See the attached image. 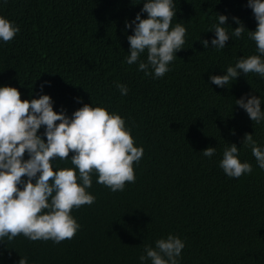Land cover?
Instances as JSON below:
<instances>
[{"label": "trees", "instance_id": "16d2710c", "mask_svg": "<svg viewBox=\"0 0 264 264\" xmlns=\"http://www.w3.org/2000/svg\"><path fill=\"white\" fill-rule=\"evenodd\" d=\"M134 2L139 4L0 0V15L20 28L10 42L0 40V86L17 87L22 99L49 94L54 109L69 116L85 103L106 107L125 119L135 146L144 149L134 163L135 182L123 191L113 192L91 174L86 191L95 201L73 208L80 228L72 239L57 244L20 234L7 243L4 237L0 264H18L22 257L28 264H150L140 260L145 246L155 247L169 234L185 243L177 264H264V169L251 148L242 146L252 133L264 150V121L254 125L235 105L236 99L256 95L264 111V78L241 73L224 87L210 80L239 59L259 55L248 38L257 28L248 0H173L170 30L183 25L185 43L161 78L145 75L139 61L126 63L127 37L135 27L126 30V21L135 20L144 0ZM219 14L228 16L224 27L230 38L223 49L211 45ZM233 17L247 27L241 38L231 36L239 26ZM146 59L145 52L141 60ZM118 83L128 88L127 95ZM44 132L42 126L38 134ZM230 143L239 147L241 162L252 164V173L239 178L224 173L219 162ZM209 146L216 148L212 157L202 153ZM53 167L75 166L69 158L53 161Z\"/></svg>", "mask_w": 264, "mask_h": 264}, {"label": "clouds", "instance_id": "9594fccd", "mask_svg": "<svg viewBox=\"0 0 264 264\" xmlns=\"http://www.w3.org/2000/svg\"><path fill=\"white\" fill-rule=\"evenodd\" d=\"M132 3L139 4L134 0ZM248 7L257 21V28L248 32V38L255 42L259 55L239 59L234 66L227 67L226 74L210 76L211 83L219 87L229 86L241 73L264 78V0H248ZM143 13H147L146 18ZM174 15L173 0H144L135 20L126 21V30L135 25L133 34L127 37L130 44L127 64L139 61V70L156 78L170 70L169 64L183 48L186 33L180 23L170 30ZM233 19L239 26L231 36L241 38L247 27L238 17ZM227 21V15L219 14L212 29L215 31L212 47L225 48L230 38L224 27ZM19 31V25L0 15V40L10 42ZM202 44L209 47L207 39ZM145 52L146 61L141 60ZM117 87L121 95H127L125 85L118 83ZM53 103L49 94L22 99L17 87L0 86V241L7 237V243L11 242L20 234L31 241L52 240L57 244L72 239L80 228L71 215L73 208L95 201L86 191L92 187L93 172L98 174L97 183L113 192L123 191L126 183L135 182L134 163L141 160L144 149L135 146L131 129L119 113L85 103L69 116L65 111H56ZM235 105L246 111L254 125L264 121L260 97H241ZM42 126L45 132L40 135ZM242 146L251 148L257 165L264 169V150L252 133L245 134ZM215 151V147L209 146L202 153L212 157ZM25 153L28 159L24 158ZM69 158L75 167L54 170L53 161ZM219 166L230 178L253 171L251 163L241 162L236 143L225 147ZM184 247L179 236L169 234L158 239L155 247L146 245L140 260L150 264H177ZM18 264H28L27 258L22 257Z\"/></svg>", "mask_w": 264, "mask_h": 264}]
</instances>
